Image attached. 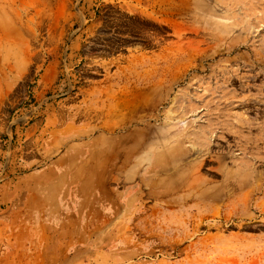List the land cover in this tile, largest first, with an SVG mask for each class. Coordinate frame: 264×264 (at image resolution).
<instances>
[{
	"label": "rangeland",
	"instance_id": "obj_1",
	"mask_svg": "<svg viewBox=\"0 0 264 264\" xmlns=\"http://www.w3.org/2000/svg\"><path fill=\"white\" fill-rule=\"evenodd\" d=\"M0 264H264V0H0Z\"/></svg>",
	"mask_w": 264,
	"mask_h": 264
},
{
	"label": "bare ground",
	"instance_id": "obj_2",
	"mask_svg": "<svg viewBox=\"0 0 264 264\" xmlns=\"http://www.w3.org/2000/svg\"><path fill=\"white\" fill-rule=\"evenodd\" d=\"M140 93V92H139ZM137 96V95H136ZM127 103V102H126ZM168 112V115H167V119H172L170 116V114H171V110H168L167 111ZM155 132V131H154ZM156 133H157V131H156ZM155 134V133H154ZM172 150V149H171ZM177 150V149H176ZM180 150V149H179ZM182 150V149H181ZM200 150V149H199ZM183 153V152H182ZM169 154V153H168ZM176 155V154H175ZM183 155V154H182ZM169 156V155H168ZM170 157V156H169ZM151 158V155L149 154L148 155V159H150ZM262 162V161H261ZM195 179H196V177H195ZM191 184V183H190Z\"/></svg>",
	"mask_w": 264,
	"mask_h": 264
}]
</instances>
